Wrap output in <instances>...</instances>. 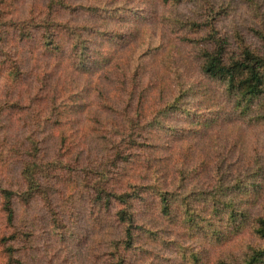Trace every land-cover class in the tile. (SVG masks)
Wrapping results in <instances>:
<instances>
[{
	"label": "trees",
	"instance_id": "obj_1",
	"mask_svg": "<svg viewBox=\"0 0 264 264\" xmlns=\"http://www.w3.org/2000/svg\"><path fill=\"white\" fill-rule=\"evenodd\" d=\"M184 1L194 9L192 5V12L178 18L182 38L191 45L204 79L220 87L224 103L219 108L236 119L264 120L261 0H246L247 13L237 21L229 20L235 9L229 1L161 0ZM6 5L0 0V156L11 151L19 156H7L0 166V264H25L21 255L28 251L26 244L33 249L36 223L25 226L20 212L35 204L43 210L41 221L51 224L49 242L70 246L65 231L73 224H63L65 203L77 210L93 209L95 219L88 217V224L103 212L118 227L100 264H133L140 256L158 264L159 247H173L184 264H201L209 247L243 233L254 242L245 240L236 253L223 255L216 264H264V203L257 209L264 202V162L234 168L225 159H215L209 168L202 160L187 166L192 158L187 149L193 147L197 132L221 110L188 116L186 97L195 89L180 79L170 97L152 103L137 68L130 83L123 79V70L120 86L108 91L100 83L108 60L99 61L92 43L93 36L105 38L96 24L56 19L58 11H66L62 0L44 1L39 18L8 17ZM77 8L88 16L98 15V6ZM104 12L108 17L115 13ZM61 35L66 36V47ZM30 39L40 42L42 52L38 51L47 63L57 55L66 58L58 61L56 72L46 69L42 82L29 90L25 110L16 94L26 73L19 52ZM14 42H21L20 50ZM8 110L22 112L15 119L27 133L4 151L2 141L9 137L3 134V116ZM177 112L187 117L182 123L168 122ZM13 163L17 170L11 177L8 167ZM202 173H207L206 185L192 182L193 176L203 181ZM59 199L62 205L57 206ZM192 238L207 246L195 249L181 242Z\"/></svg>",
	"mask_w": 264,
	"mask_h": 264
},
{
	"label": "rangeland",
	"instance_id": "obj_2",
	"mask_svg": "<svg viewBox=\"0 0 264 264\" xmlns=\"http://www.w3.org/2000/svg\"><path fill=\"white\" fill-rule=\"evenodd\" d=\"M44 1L46 0H6L7 10L5 11L9 13L8 17L36 16L35 18H39L42 15L40 7ZM215 1L231 2V7L235 9L234 12H231L229 20L237 21L238 17H243L247 13L245 5L248 3L246 0ZM62 2L67 4L66 11L62 13L58 11L56 19L66 18L78 25L93 23L96 24L95 27L98 31L105 34L103 40L98 36H96L97 38L93 36L92 43L100 53L99 61L102 58L103 61L108 60L102 68L100 79V83H103L108 91L115 86H120L123 70L125 71L123 79L130 83L132 73L137 68L143 81L142 84L148 85L146 90L151 99L150 102L154 103L153 100L160 101L170 97L175 92V82H179L180 79L195 89L193 94L195 97L190 95L186 97L184 106L188 116L199 117V112L207 109L221 110L219 117L211 114V121L205 124L207 127H203L197 132L193 147L187 149V151L191 150L189 152L192 157L187 162L189 168L201 160L206 161L208 166V164L213 165L215 159H225L234 168L249 163L255 165L264 162V120L236 119L231 115L228 116L222 108L220 109L219 107L224 103L218 94L217 89L220 87L204 79L199 71L191 45L183 41V27L179 25L178 18L187 16L192 5L194 9V4L185 1L178 4L163 3L161 0H62ZM259 3L264 5V0ZM78 5L98 6V15L88 16L77 12ZM101 6H104V9ZM104 11H114L115 13L108 17ZM37 32L36 28L34 33ZM38 34L34 35L36 40ZM61 38L66 47V36L61 35ZM13 44L19 50L21 49V42ZM25 44V47L19 52V58L22 60V67L26 73H24L19 94L16 95H19L26 110L30 103V97L27 95V93H31L29 90L34 91L36 86L42 82L46 69L56 72L58 61L61 60L64 63L66 57L57 55L47 63L45 55L39 54L38 50L41 51L40 42L35 41L34 44L30 39L25 41ZM117 99L118 97L114 96V100ZM119 101L117 100V102ZM21 115L22 112L8 110L7 114L3 116V134L9 137L8 140L2 141L1 148L3 147L4 151H6V146L11 145L13 139L27 133L26 127L23 129L20 127L21 120L16 121V119H20ZM184 117L187 116L177 112L169 117L168 122L182 123ZM200 126L199 124L197 128ZM9 155H13L10 159L13 157L17 159L19 156L14 151L0 156V166ZM8 168H11L8 174L13 177V173L17 170L15 163ZM206 175L207 173H202L203 181H198L199 176H193L192 182H197V185H206L205 183L208 182ZM56 203L57 206L62 205V200L59 199ZM263 203L260 202V207L257 206L258 210L262 208ZM70 205L72 204L65 203L63 206L66 212L63 224H67L69 221H72L73 224L65 231V235L69 236L67 242L70 243V246L59 241L49 242L47 229L51 227V224H47L45 219L41 221L44 213L39 204L27 208L26 211L21 210V220L24 219L25 226L31 227L36 223L33 242H31L33 249H30V243L26 244L28 251H23L21 255L25 264H94L98 255L100 257L97 262L101 263L100 261L105 257L104 253L107 251L108 242L116 236L118 227L113 219L103 212L96 215L97 220H94V223L88 224L86 222L88 217L95 219L94 210L85 206L81 210H77V207L74 208L73 205L71 208H67ZM46 215V218H49L47 213ZM58 216H61V213ZM24 217H27L31 222L33 220V223H27ZM245 240L254 242V238L243 233L221 245L209 247L204 253L205 260L201 264H216L223 255L236 253L240 249V244ZM181 242L195 249H203V246H207L199 238L181 240ZM159 249L161 251L158 255L160 262L158 264H184L179 258L180 255H178L179 257L176 255L173 247H169L168 251L160 247ZM1 262H3V256L0 253ZM133 264L154 263L150 257L140 256Z\"/></svg>",
	"mask_w": 264,
	"mask_h": 264
}]
</instances>
